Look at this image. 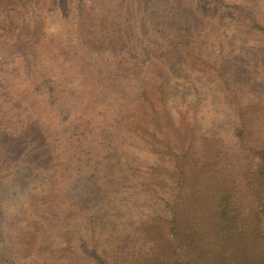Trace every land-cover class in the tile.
Listing matches in <instances>:
<instances>
[{"label":"trees","instance_id":"trees-1","mask_svg":"<svg viewBox=\"0 0 264 264\" xmlns=\"http://www.w3.org/2000/svg\"><path fill=\"white\" fill-rule=\"evenodd\" d=\"M46 2L47 9L58 10L57 24L34 18L16 26L14 15L21 9L37 14L39 0H0L2 55L22 57L19 63L24 68L0 75V224L16 218L25 232L33 227L32 246L39 260L31 263L86 264L91 259L94 264H108L94 253L99 241L84 228L110 221L116 225V200L130 199L138 192L122 190L135 182L137 188L143 187L116 150L120 131H144L145 122L155 119L150 115L155 100L165 102L167 86L195 90L208 40L227 39L216 32L220 27L207 21L208 7L237 10L249 27L264 36V0ZM87 97L122 110L111 120L102 119L98 129L91 122V112L73 114ZM210 165L198 182L203 189L211 181L206 184L210 191L204 188L207 192H203L209 207L207 229L217 231L222 241L239 245L256 239L263 247L257 256L249 260L244 252L226 256L203 249L197 246L198 222L191 220L186 230L179 226L178 200L187 180L180 161L175 182H170L172 203L167 205L171 241L155 233L161 241L153 238L145 244L147 251L127 264H264V225L259 228L245 220L235 180H214L215 173L226 169L218 163L206 167ZM257 172L264 187V155ZM159 178L165 184V178ZM9 200L18 204L16 211L9 209ZM260 208L264 215V201ZM112 232L108 242H115V247L133 240L126 228ZM13 239L15 255L17 236ZM2 244L0 233V248ZM14 263V256L0 250V264Z\"/></svg>","mask_w":264,"mask_h":264},{"label":"rangeland","instance_id":"rangeland-1","mask_svg":"<svg viewBox=\"0 0 264 264\" xmlns=\"http://www.w3.org/2000/svg\"><path fill=\"white\" fill-rule=\"evenodd\" d=\"M39 2L41 7L37 14L32 9L27 12L21 9L14 15L16 26L30 23L34 18L50 24L59 22L58 10L52 12L47 9L46 0ZM206 10L209 24L220 27L216 32L221 36L227 35V39L217 37L215 40H208L203 48L195 90L180 89L173 84L167 86L163 96L165 102L155 100L154 111L150 113L155 119L150 118L145 122L144 131H120L117 138L116 150L120 152L124 163L138 176L137 181L143 187L137 188L135 182L122 190L123 193L127 190L138 192L133 193L130 199L116 200V225L110 221L106 225L89 224L84 228L90 238L99 241L94 245V253L108 264L126 263L135 256L140 257L142 252L147 251L145 244H150L153 238L161 241L155 233L162 235L164 240H169L171 235L167 219L170 218L171 210L167 205L173 199L170 182H175L176 165L180 161L183 162L187 180L184 183L186 189L178 200V224L186 230L191 220L194 221L193 224L198 222L197 246L226 256L244 252L249 260L256 257L263 248L256 239L252 244H245L246 246L239 245L234 240L222 241L223 237L217 231L207 229L205 222L209 207L208 198L203 192L210 191L209 184L207 188L206 184L211 181H203L207 190L202 189L198 182L204 172L212 167H206L209 163H218L226 170L224 173H215L213 179L228 177L235 180L240 196L239 206L245 215L243 217L251 225L259 228L264 225V215L260 208L264 201V187L257 172L264 155V36L249 27L235 9H220L212 5ZM2 54L0 49V75L10 74L14 67L17 71L23 68V64L19 63L22 57L14 55L7 58ZM182 95L185 97L182 98ZM152 98L157 97L154 95ZM84 104L79 109H74L73 114L89 115L91 112V122L98 129L102 126V119L103 122L111 120L122 110L115 104H95L88 97L84 99ZM74 122L78 123V120ZM227 168L230 171L227 172ZM159 176L165 178V184ZM197 184V190L190 189ZM8 205L11 206L9 209H18L14 200H9ZM20 225L22 223L16 218H6L0 224L3 240L0 250L14 256V264L24 261L35 264L31 263L32 260H39L32 246L35 232L32 233L33 227L30 232H25ZM119 228L121 232L125 228L127 233L131 232L130 239L133 240L129 243L122 242V245L125 243L124 246L115 247V242H108L111 237L109 234ZM14 235L17 236V245L13 249L15 255L11 253ZM126 244L131 247L128 248ZM127 251L133 252L126 254ZM94 263L91 259L86 260V264Z\"/></svg>","mask_w":264,"mask_h":264}]
</instances>
